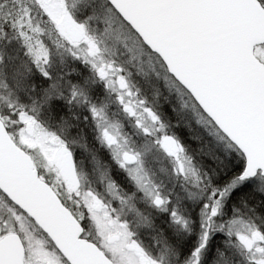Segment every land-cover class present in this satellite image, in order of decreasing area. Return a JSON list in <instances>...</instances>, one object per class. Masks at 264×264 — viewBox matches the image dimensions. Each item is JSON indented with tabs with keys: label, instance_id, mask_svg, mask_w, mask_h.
<instances>
[{
	"label": "snow or ice",
	"instance_id": "snow-or-ice-1",
	"mask_svg": "<svg viewBox=\"0 0 264 264\" xmlns=\"http://www.w3.org/2000/svg\"><path fill=\"white\" fill-rule=\"evenodd\" d=\"M32 3L39 20L27 4L13 15L0 0V199L9 205L0 264H264V0H83L84 19L67 0ZM5 40L21 42L23 55L6 61ZM140 54L177 105L149 100L131 82L129 66L143 72L131 63ZM66 56L71 71L60 67ZM81 64L90 75L77 72ZM73 120L94 131L115 178L93 154L99 186L86 183L74 147L86 146L67 131ZM193 121L232 157L227 182L188 154L179 133ZM37 149L55 183L36 165ZM153 152L172 162L161 171L175 187L154 178ZM157 222L166 225L158 253L137 231Z\"/></svg>",
	"mask_w": 264,
	"mask_h": 264
},
{
	"label": "rangeland",
	"instance_id": "rangeland-1",
	"mask_svg": "<svg viewBox=\"0 0 264 264\" xmlns=\"http://www.w3.org/2000/svg\"><path fill=\"white\" fill-rule=\"evenodd\" d=\"M13 3H15L14 0H12ZM29 6L33 9L32 15L36 20H39V12L34 3H32V0H28ZM89 5L99 6L100 3L95 2V0H88ZM81 4H83V0H67L68 9L77 19H84L82 15L83 11L81 9ZM104 24L97 20H89V29L95 32H100L104 28ZM115 29V25L113 26ZM117 33H114L113 40L116 39ZM122 36L123 33H120ZM17 41V40H16ZM112 41H109L111 43ZM5 60L7 61L8 57H16L15 52H13V55L11 54V51H9L7 48H14L15 44H10L8 41H5ZM21 45V44H20ZM9 54V55H8ZM126 57L121 56L120 59L123 60ZM59 59V58H58ZM67 62L72 63V67H76L73 64V61L70 56L65 57ZM132 65H138L140 68L143 69V72L138 74L137 67L129 66V71L131 72L130 80L131 82L136 85L137 87L141 88L142 92L147 95V98L149 100L156 99L161 105L163 102V99L161 97V92L164 91L165 97H169V99H174L176 104L179 103L178 101V94L176 93L175 89H172L171 91L165 86V82L162 78L159 79V82L157 83V77L155 75V72H153L152 67H150L149 57L145 54H140L136 59L132 60ZM77 70H84L88 72L90 75L91 73L88 71V69L83 65H79L77 67ZM159 71V69H157ZM144 73H147L148 75L145 76ZM157 92L159 95H157ZM171 97V98H170ZM165 102H168L165 100ZM3 102H0L2 104ZM112 113H117L116 117L117 119H121V121L125 124V128L123 129L124 132H126L132 140L139 142L140 138L135 135V129L132 128L131 124L128 123L127 120L123 119V116L121 113H118V110L115 105H112L110 115ZM82 122V121H81ZM193 124L195 125V122L193 121ZM197 126V125H195ZM11 127V125H10ZM197 128L205 133L217 146L219 150L224 153L226 157H228L226 149L222 144H219L206 130L203 128H200L197 126ZM93 138H95V133L93 131ZM98 142V141H97ZM183 143V142H182ZM98 149L97 152L90 154L88 151H86L85 148H81L79 144L75 145V151L78 154V163L80 166V169L85 173L86 175V183L92 182L94 187L99 186V180H98V173L94 171V164H93V154L97 157V159L100 161L101 166L104 165L103 163L105 160H109L115 165V162L111 160L110 154L108 153L107 149L103 148L99 142L96 147ZM32 157L34 161L36 162V165L38 167H41L42 170L47 174L48 179L52 181L53 183L56 182V176L54 173L50 172L46 165V161L43 159L42 153L37 149L32 153ZM147 166L150 168L151 173L154 174V178L159 183L163 181L166 188H172L175 187V183L170 179L169 174L166 172H162L161 169H171L172 168V162L168 160L167 158L163 157L159 153L153 152L149 157L147 161ZM103 168V167H102ZM118 168V166H117ZM114 176V174H113ZM115 178V176H114ZM183 195V193H181ZM264 196V194H262ZM9 205L7 201L0 199V216L7 215ZM129 219L131 220L132 217L129 215ZM158 223L157 229L154 231L153 229L149 228H141L138 231V239L142 242L143 246L146 249L152 250L154 252H159V245L157 243L158 237H159V231L161 228H166V225Z\"/></svg>",
	"mask_w": 264,
	"mask_h": 264
},
{
	"label": "trees",
	"instance_id": "trees-1",
	"mask_svg": "<svg viewBox=\"0 0 264 264\" xmlns=\"http://www.w3.org/2000/svg\"><path fill=\"white\" fill-rule=\"evenodd\" d=\"M14 1L15 3L12 5L13 1L8 0V6L6 9L7 11L12 12L13 15H16L18 12V4L19 6H23L24 4H27L29 6L28 0H14ZM95 2L97 3L99 2L101 4L103 0H95ZM92 6H95V4ZM81 9L83 11L82 4H81ZM12 43L15 44L14 48H7L9 51H11L10 55H13V52H15L16 56L18 55L22 56L23 48L20 45L21 42L12 40L10 44ZM60 67H63L64 71H71V69L73 68L71 62H67V67H64L63 65H60ZM77 72L79 71L77 70ZM161 97L163 99L162 105H165L166 107L169 106L168 102H165L164 91L161 92ZM170 101L172 106L177 105L174 99L171 98ZM42 118L46 122L50 123L53 127H55L56 123H58V121L55 119L49 120V114H44ZM72 123L74 127L67 130L69 133V138L70 139L75 138L80 143L84 144L86 146L85 147L86 151H88L90 154L97 152L98 149L96 147L98 145V142L95 140V138H93V130L89 127H85L83 122H79V127L75 126L78 123L76 120H73ZM192 127L193 130H189L188 126L185 125L184 129L179 133L182 142L186 145L188 154L193 157L194 162L201 167L202 171L209 173L210 177L212 176L213 170H215L217 176L213 177V179L216 183L223 184L227 182L232 176L234 171V169H232L231 166L228 164V160H231L232 157L231 156L226 157L224 153H222V151L217 148V146L213 143V141L205 133L201 132L197 128V126L193 124V122H192ZM197 134H199L201 138L199 140L193 139V136ZM81 136L83 137L82 140L80 139ZM103 164L104 165H102L101 167L109 168L111 170V173L114 174V176L116 175V172L119 171L117 166L114 165L109 160H105ZM241 195H246V190L243 188L239 192L234 191L233 193V197L236 199H238Z\"/></svg>",
	"mask_w": 264,
	"mask_h": 264
},
{
	"label": "flooded vegetation",
	"instance_id": "flooded-vegetation-1",
	"mask_svg": "<svg viewBox=\"0 0 264 264\" xmlns=\"http://www.w3.org/2000/svg\"><path fill=\"white\" fill-rule=\"evenodd\" d=\"M118 172V171H117Z\"/></svg>",
	"mask_w": 264,
	"mask_h": 264
}]
</instances>
